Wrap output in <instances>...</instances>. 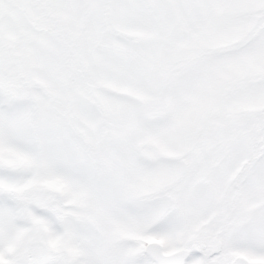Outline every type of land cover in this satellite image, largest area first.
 <instances>
[{
    "label": "snow or ice",
    "instance_id": "1",
    "mask_svg": "<svg viewBox=\"0 0 264 264\" xmlns=\"http://www.w3.org/2000/svg\"><path fill=\"white\" fill-rule=\"evenodd\" d=\"M0 264H264V0H0Z\"/></svg>",
    "mask_w": 264,
    "mask_h": 264
}]
</instances>
